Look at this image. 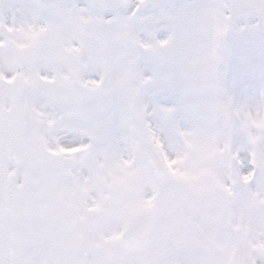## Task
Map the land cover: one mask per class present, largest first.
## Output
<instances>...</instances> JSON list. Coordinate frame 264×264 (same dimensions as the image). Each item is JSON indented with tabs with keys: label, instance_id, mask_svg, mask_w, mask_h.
Returning <instances> with one entry per match:
<instances>
[{
	"label": "snow or ice",
	"instance_id": "6c2138e0",
	"mask_svg": "<svg viewBox=\"0 0 264 264\" xmlns=\"http://www.w3.org/2000/svg\"><path fill=\"white\" fill-rule=\"evenodd\" d=\"M0 264H264V0H0Z\"/></svg>",
	"mask_w": 264,
	"mask_h": 264
}]
</instances>
